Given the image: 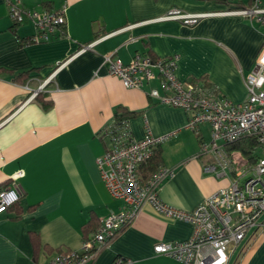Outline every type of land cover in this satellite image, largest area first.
Segmentation results:
<instances>
[{
	"label": "crops",
	"instance_id": "obj_1",
	"mask_svg": "<svg viewBox=\"0 0 264 264\" xmlns=\"http://www.w3.org/2000/svg\"><path fill=\"white\" fill-rule=\"evenodd\" d=\"M229 1L21 0L39 10L64 6L62 34L27 42L34 27L13 23L6 0H0V187L16 182L20 190L18 201L0 214V264H48L57 252L79 250L101 220L122 207L105 187L95 162L110 145L105 129L117 107L134 112L128 119L134 139L144 136V122L153 136L174 133L157 146L158 166L173 170L159 186L163 202L191 210L229 184L230 174L216 176L203 169L211 160L200 152L199 137L209 140L207 124L200 125L197 136L186 127L185 111L149 97L151 87L164 93L157 78L142 87H125L103 60L107 53L123 63L135 53L154 59L177 54L178 79L206 80L228 100L241 102L264 27L232 8L254 0ZM257 1L264 6V0ZM173 8L212 14L193 24L158 19ZM56 67L42 90L51 101L43 109L29 97ZM24 72L27 77L17 76ZM231 156L238 166L247 163L237 151ZM191 228L145 204L83 264H182L155 254L153 245L185 240ZM237 264H264L258 237H251Z\"/></svg>",
	"mask_w": 264,
	"mask_h": 264
},
{
	"label": "built area",
	"instance_id": "obj_2",
	"mask_svg": "<svg viewBox=\"0 0 264 264\" xmlns=\"http://www.w3.org/2000/svg\"><path fill=\"white\" fill-rule=\"evenodd\" d=\"M6 2L13 23L29 22L34 27L29 41H47L63 33L64 6L39 10L23 5L21 0ZM234 12L254 19L264 27V6L257 0ZM211 14L173 8L158 19H177L193 24ZM101 38L82 46L79 51L90 48ZM177 58L178 55L173 54L151 59L147 54L135 53L130 61L123 63L113 53L103 56L109 74L119 77L125 87H142L145 82L157 78L164 93L151 87L149 97L185 111L188 116L186 127L197 136L201 135L200 125L209 126V140L199 137L200 152L211 157L203 169L216 176L231 175L229 184L207 195L191 210L163 202L158 194L159 186L173 170L158 166L143 178L141 169L152 157L154 149L174 133L153 136L144 122V136L134 139L128 129V119L114 120L105 129L110 136V145L95 162L108 192L123 205L101 220L97 231L82 240L79 250L57 252L48 264H83L93 260L100 248L129 225L145 204L165 217L186 221L192 226L190 236L185 240L158 241L153 245L155 254L182 264H237L252 236L258 237L264 245V37L245 77L247 96L241 102L228 100L206 80L178 79L174 73ZM56 69L39 83L29 98L44 89ZM245 136L256 137L260 153L254 162L246 161L238 166L225 146ZM19 197L18 183L0 187V214L13 206Z\"/></svg>",
	"mask_w": 264,
	"mask_h": 264
},
{
	"label": "trees",
	"instance_id": "obj_3",
	"mask_svg": "<svg viewBox=\"0 0 264 264\" xmlns=\"http://www.w3.org/2000/svg\"><path fill=\"white\" fill-rule=\"evenodd\" d=\"M228 3L230 4L231 1L228 0ZM243 7L245 6L239 3H234L232 5V8H235V9L243 8ZM27 42H31V41L27 40ZM151 59H154V58L151 57ZM22 75L27 77L28 72L20 73L17 76H22ZM35 99L40 103L43 109H47L51 105V101L45 99L44 92L42 91L37 93V95L35 96ZM133 114L134 112H129L123 107H117L115 115H114V120H118L122 118L129 119V117ZM225 148L230 155L233 151H237L238 153H240V155L243 158H245V160L248 163L254 162L259 154V144L255 136L242 137L234 142L226 144ZM158 158H159V150L156 147L154 149L152 157L142 167L143 168L142 171L144 172V177L150 175L156 169V167H158V164H159Z\"/></svg>",
	"mask_w": 264,
	"mask_h": 264
}]
</instances>
